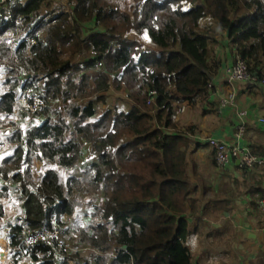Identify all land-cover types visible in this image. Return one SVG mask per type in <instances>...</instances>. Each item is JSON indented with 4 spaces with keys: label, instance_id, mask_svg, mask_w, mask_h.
I'll return each mask as SVG.
<instances>
[{
    "label": "trees",
    "instance_id": "obj_1",
    "mask_svg": "<svg viewBox=\"0 0 264 264\" xmlns=\"http://www.w3.org/2000/svg\"><path fill=\"white\" fill-rule=\"evenodd\" d=\"M217 35L230 43L234 60L263 77L264 0L0 4V121L13 116V99L26 88L46 104L58 97L89 100L68 110L71 123L41 120L6 138L11 152L0 158V181L10 179L9 189L23 201L21 214L6 225V239L18 247L39 229L62 232L61 241L16 252L14 264L24 253L33 264H191L186 211L195 203L175 109L205 101L219 65ZM13 42L18 46L10 52ZM111 89L125 92L129 110L96 109ZM44 113L45 107L25 114L36 119ZM35 162L45 166L36 180ZM48 163L70 174L62 181ZM75 192L92 193L101 205L69 249L63 221L73 213ZM7 194L0 189V198ZM4 215L0 205V223ZM86 250L94 253L91 261L82 259Z\"/></svg>",
    "mask_w": 264,
    "mask_h": 264
},
{
    "label": "crops",
    "instance_id": "obj_2",
    "mask_svg": "<svg viewBox=\"0 0 264 264\" xmlns=\"http://www.w3.org/2000/svg\"><path fill=\"white\" fill-rule=\"evenodd\" d=\"M216 45L214 57L219 65L210 76L207 98L177 104L175 109L177 129L187 141L186 174L195 203L193 211H186V244L191 264H264V213L257 208L264 171L241 169L236 159L220 169L207 144L209 138H216L264 159V125L259 122L264 117V89L230 81L226 68L237 58L234 60L233 48L225 38ZM4 75L0 65V85ZM230 94L235 96L234 105H223ZM241 112L245 113L242 117ZM238 122L244 123L241 137H236ZM2 146L1 142L0 151ZM3 231L0 243L8 241L7 228ZM18 264L33 263L24 253Z\"/></svg>",
    "mask_w": 264,
    "mask_h": 264
},
{
    "label": "rangeland",
    "instance_id": "obj_3",
    "mask_svg": "<svg viewBox=\"0 0 264 264\" xmlns=\"http://www.w3.org/2000/svg\"><path fill=\"white\" fill-rule=\"evenodd\" d=\"M67 11L69 10L68 7L65 8ZM219 39V35H217ZM222 39V38H220ZM142 41V40H140ZM146 43L144 44V48H146ZM87 74H94L93 71H87ZM4 78V77H3ZM40 83V82H39ZM89 100H69L64 102L61 98H56L55 100L49 101L45 106V113L39 115L36 119L29 118L30 115L23 113L20 109H17L16 113H13V116L9 120H1L0 121V136L1 142L3 144L2 150L0 151V158L5 155L8 151L11 152V148L8 147L7 143V136H9L10 132L24 129L28 125H33L36 122H41V120L49 119L51 123H54L60 117H66L68 120L70 118L67 115V112L70 108L74 106L84 107L87 105ZM96 109L101 112V110L106 109H120V110H129L131 107V102L127 100L125 96V92L123 90L117 91L111 89L105 94V98L103 101H97L95 104ZM71 123V120H70ZM88 151L83 148V155L86 157ZM43 163L35 162L34 169L32 170V175L34 180H36L40 174V172L45 168ZM48 166L54 167L58 169L56 165L48 163ZM80 168V167H77ZM75 174L77 171H74ZM59 177L62 181H64L65 177L70 174V170H62L58 169ZM79 193V194H76ZM76 194V195H74ZM73 197L71 198V203L73 204V213L68 218L64 219L65 226L63 227V239L66 241L67 245L71 248H75L74 246L76 239V231L80 228L85 227L88 222H91V218L89 216L92 215L91 211H93L95 206H100L101 201L99 198L94 196L92 193L87 192H75ZM23 201L20 197L16 195L13 191L11 196H4L0 199V205L5 207V215L4 220L0 223V236H4V229H6L7 223L17 219V217L21 214L22 210V203ZM71 237H74L71 240ZM87 251V252H86ZM83 254V260H90V257L94 254L91 250H86ZM18 258H16L17 260ZM9 264H14V261L10 260ZM68 264H73L69 262Z\"/></svg>",
    "mask_w": 264,
    "mask_h": 264
},
{
    "label": "built area",
    "instance_id": "obj_4",
    "mask_svg": "<svg viewBox=\"0 0 264 264\" xmlns=\"http://www.w3.org/2000/svg\"><path fill=\"white\" fill-rule=\"evenodd\" d=\"M5 0H0V4ZM31 44H35L34 40H29ZM18 46L17 42L11 44L10 52L13 51L15 47ZM226 74L228 79L232 82H239L249 85H257L264 89V71L262 72L263 77L259 78L257 75L252 73L246 63L237 58L234 64L226 68ZM211 87V83L208 85V90ZM207 98V94H206ZM196 101V99L194 100ZM232 103L234 105L235 96L230 94L226 99L222 101V104ZM46 106L45 101L42 96L30 88H26L19 93H17L13 99V113H16L17 109L27 114H35ZM245 113L241 112L240 117L244 116ZM259 122L264 125V117L259 118ZM243 124L238 122V132L236 137H241L243 133ZM207 144L213 151V157L215 164L220 169L227 168L236 159L238 161V167L241 169H252L260 168L264 171V159L253 155L248 149L240 147L235 143H225L216 138H209ZM3 185L0 189L8 188V196L13 194V191L9 187L12 185L10 179L2 183ZM18 197V196H17ZM257 208L261 213H264V187L262 192V197L257 202ZM62 232L61 230H48L39 229L33 233H29L25 238L24 242L20 246H11L8 241H3L0 243V264H9L10 260L15 261L17 258L16 252L24 251L28 247L42 242L46 245H50L53 240L61 241ZM69 249H71L69 247Z\"/></svg>",
    "mask_w": 264,
    "mask_h": 264
},
{
    "label": "water",
    "instance_id": "obj_5",
    "mask_svg": "<svg viewBox=\"0 0 264 264\" xmlns=\"http://www.w3.org/2000/svg\"><path fill=\"white\" fill-rule=\"evenodd\" d=\"M27 77H29V75H27Z\"/></svg>",
    "mask_w": 264,
    "mask_h": 264
},
{
    "label": "bare ground",
    "instance_id": "obj_6",
    "mask_svg": "<svg viewBox=\"0 0 264 264\" xmlns=\"http://www.w3.org/2000/svg\"><path fill=\"white\" fill-rule=\"evenodd\" d=\"M243 142V141H242Z\"/></svg>",
    "mask_w": 264,
    "mask_h": 264
}]
</instances>
